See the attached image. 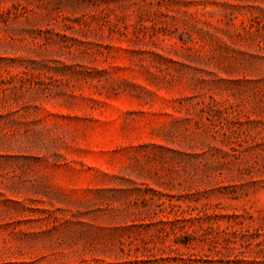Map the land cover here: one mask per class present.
<instances>
[{
	"label": "rangeland",
	"instance_id": "rangeland-1",
	"mask_svg": "<svg viewBox=\"0 0 264 264\" xmlns=\"http://www.w3.org/2000/svg\"><path fill=\"white\" fill-rule=\"evenodd\" d=\"M0 264H264V0H0Z\"/></svg>",
	"mask_w": 264,
	"mask_h": 264
}]
</instances>
